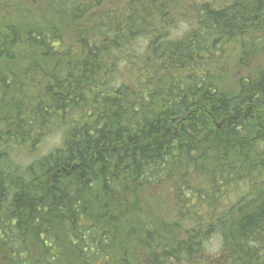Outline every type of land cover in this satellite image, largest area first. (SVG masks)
<instances>
[{
	"label": "trees",
	"instance_id": "obj_1",
	"mask_svg": "<svg viewBox=\"0 0 264 264\" xmlns=\"http://www.w3.org/2000/svg\"><path fill=\"white\" fill-rule=\"evenodd\" d=\"M34 2L0 18L2 264H214L228 225L215 262L264 264V63L227 69L264 0Z\"/></svg>",
	"mask_w": 264,
	"mask_h": 264
},
{
	"label": "rangeland",
	"instance_id": "obj_2",
	"mask_svg": "<svg viewBox=\"0 0 264 264\" xmlns=\"http://www.w3.org/2000/svg\"><path fill=\"white\" fill-rule=\"evenodd\" d=\"M33 2H34V0H0V16H2L0 18H2V22H3L5 17H6V19H8L9 17H12V16L14 17L18 13H20L21 10L23 11V13H26V10L34 9L32 7V5H34ZM13 7H15L16 10H13L12 9ZM232 48H233V50H232ZM227 52H228L229 56H230V53L232 52V58L229 59V56H228L229 63H228V65L226 64L227 69H229L232 72V75L236 76L237 78L238 77H244V76L246 77L247 75L252 76V74L254 73V71L251 70L253 68V66H249V65L255 64L254 61L264 63V56L260 57V58L258 57V58H256V60L252 58V59H250V63L248 64V66L240 68L239 66L235 65V63H238V57L236 56V50L234 49L233 45L228 47ZM235 58H236V60H235ZM229 66H230V68H229ZM246 78H249V77H246ZM234 79L235 78L230 79V80H226L224 85H223L224 89L230 90L232 87V82H234ZM233 88H234V86H233ZM59 139L60 138H58V134H55L52 137H50L49 139H47V142L45 145L46 148L51 147L52 145L53 146L57 145L59 143ZM230 229H231V227L228 225L224 230H221L220 234L215 233L207 241L208 243L206 242L207 243L206 244L207 249L209 250V252H211V255L214 256V259H217V258H215V256L218 255L219 248H220V245L222 243L226 244L232 250L244 252L245 246L242 242L241 237L238 236L239 231H235L234 229H233V231H230ZM239 240H240V242H239ZM0 254H1V249H0ZM216 257H218V256H216ZM242 258H244V256H242ZM0 264H2L1 258H0ZM183 264H185V263H183ZM214 264H216V263H214Z\"/></svg>",
	"mask_w": 264,
	"mask_h": 264
},
{
	"label": "flooded vegetation",
	"instance_id": "obj_3",
	"mask_svg": "<svg viewBox=\"0 0 264 264\" xmlns=\"http://www.w3.org/2000/svg\"><path fill=\"white\" fill-rule=\"evenodd\" d=\"M15 5V4H14Z\"/></svg>",
	"mask_w": 264,
	"mask_h": 264
}]
</instances>
